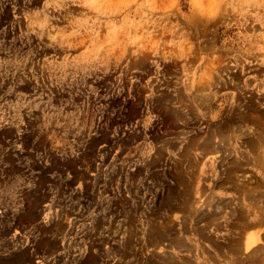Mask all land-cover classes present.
Returning <instances> with one entry per match:
<instances>
[{"label": "rangeland", "instance_id": "rangeland-1", "mask_svg": "<svg viewBox=\"0 0 264 264\" xmlns=\"http://www.w3.org/2000/svg\"><path fill=\"white\" fill-rule=\"evenodd\" d=\"M116 9L95 17L71 0H0V188L13 186L26 207L17 219L40 218L30 239L40 254L23 253L17 264L39 256L44 264H191L183 257L193 251L213 262L222 250L241 251L244 234L254 239L245 249L254 248L264 241L259 26L242 28L230 9L213 21H186L175 9L174 18L152 16L164 17L154 36L172 21L197 26L191 53L208 71L197 114L181 93L146 81L180 76L179 61L163 53L129 49L84 62L88 26L100 43L105 25L131 12L114 1ZM49 204L63 215L46 218ZM222 233L239 238L221 242Z\"/></svg>", "mask_w": 264, "mask_h": 264}, {"label": "clouds", "instance_id": "clouds-1", "mask_svg": "<svg viewBox=\"0 0 264 264\" xmlns=\"http://www.w3.org/2000/svg\"><path fill=\"white\" fill-rule=\"evenodd\" d=\"M72 3L80 7L87 8L93 12L115 15L113 11L114 0H71ZM118 6L124 9H131V12L121 17L119 23L109 22L105 25L107 31L104 34V39L100 43H95L99 40V30H93L88 26V31L92 33L93 42L89 44L81 56L84 57V62H90L100 58V54L112 56L117 51L121 56L128 54L131 49V55L150 54L155 56L160 50L163 43L164 49H175V52L165 55H177L181 57L186 53L190 54L193 50V44L186 31L178 25H173L166 33L169 37L179 33L176 40L154 39V32L157 30L158 21L164 19L159 16L153 19L152 13L163 12L165 14L172 12L174 9L182 13L183 18L187 21L191 18H198L203 21H213L218 19L222 11L227 12L229 9L240 17L251 15L255 22L264 29V11L253 12V9L264 10V0H117ZM163 5V7H160ZM134 6V7H133ZM184 6L187 7V12L184 11ZM80 26L88 25V20H78L76 22ZM97 22L92 20V24ZM163 28V25H159ZM151 29V30H150ZM76 32L69 33V36L76 35ZM254 36L260 41H264V31L255 33ZM55 39V37H50ZM247 40H252L253 36H247ZM255 50L264 54V43L253 45ZM251 54V53H250ZM201 61H198L193 68L191 75L196 76L197 69L201 66ZM203 75V73H201ZM195 80H193V84Z\"/></svg>", "mask_w": 264, "mask_h": 264}, {"label": "crops", "instance_id": "crops-1", "mask_svg": "<svg viewBox=\"0 0 264 264\" xmlns=\"http://www.w3.org/2000/svg\"><path fill=\"white\" fill-rule=\"evenodd\" d=\"M252 11L256 12L264 10L253 9ZM115 12V15H106L96 13L90 10L91 15L95 17H109L120 15V10L116 9ZM151 15L156 16L160 14L152 13ZM163 15L172 18L178 16L177 13L174 11H172V13ZM240 21H242L241 27L244 29L248 26L247 24L249 23V26H251L252 24L259 26V32L264 31V29H262L261 26L255 22L251 15L241 17ZM173 25L177 24L172 21V25L169 30L172 28ZM181 28L182 30L186 31V33L189 35L191 42L193 43L194 38H196L194 37V35H196L197 26L187 22ZM168 31L165 30L163 34L157 32V36H154V39L162 38L163 41H167L170 38L176 40L179 37V33H176L173 36L169 37L168 35H166ZM254 38L256 37L254 36ZM256 39L259 42L258 44L264 43V41H260L258 38ZM165 52L172 53L175 52V49H164V45L162 43L160 50H158V54L163 53V60L165 62H167L168 60L173 61L174 59L178 60L180 66L182 67V72L180 76L169 77L157 75L147 78L146 81L150 82L153 86H157L155 89L158 92L166 94L169 93L171 95L181 93L184 97L189 99V106L192 107L198 114L197 108L194 106L193 99L203 94V91L200 88L207 81L206 77L208 76V71L206 70L205 65L201 63L200 68L197 69L195 78H193L191 73L193 72V68L196 66L197 62L200 61V57L197 58V56L193 55V53L188 54L187 51L182 57L180 54H177L175 56L165 55ZM201 73H203V75H201ZM193 80H195L194 84ZM152 121L153 120L150 119L151 123ZM206 159L211 160L209 158H205V160ZM14 193L16 192L14 191L13 186L6 185L4 188H0V264H17L16 259L21 257L23 253H25L26 257L30 256V254H33L34 252L40 254V250L35 248L36 246L33 247L30 243V239H33L34 237L32 235H35L34 233L36 232V228L34 226H40V218L37 221H30L29 218H26L25 220L17 219V215L19 213H22L23 210L26 209V207L22 203L15 202ZM58 206L60 205H46L43 209V214L46 215V218L55 219L56 217H61L64 213V210L57 209ZM39 208L40 207H38L37 210ZM236 238L239 237L234 234L222 233L220 241L229 242L233 241ZM248 240L254 239L253 237L249 236V234H244L242 236L241 251L231 252L227 250H222L221 252H218V254L213 255V262L208 261L207 258L209 257L200 251H193V254L188 253L183 258L190 259L192 261L191 264H264V249L259 252L258 260L256 262H253V260H249V257H256H253L252 254L256 253L258 248L264 247V241H261L254 248L246 250L245 244ZM34 256L37 255L34 254ZM242 258H244V260H242ZM26 264H28V261L26 262ZM33 264H44V261L40 260L39 256L33 261Z\"/></svg>", "mask_w": 264, "mask_h": 264}, {"label": "bare ground", "instance_id": "bare-ground-1", "mask_svg": "<svg viewBox=\"0 0 264 264\" xmlns=\"http://www.w3.org/2000/svg\"><path fill=\"white\" fill-rule=\"evenodd\" d=\"M252 145V144H251ZM263 145V144H262ZM213 216V215H212ZM253 255V254H252ZM258 260V259H257Z\"/></svg>", "mask_w": 264, "mask_h": 264}]
</instances>
